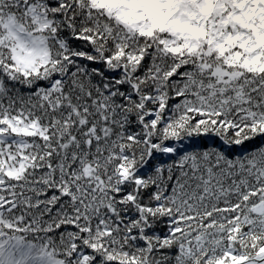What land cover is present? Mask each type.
<instances>
[{"label": "snow or ice", "instance_id": "1", "mask_svg": "<svg viewBox=\"0 0 264 264\" xmlns=\"http://www.w3.org/2000/svg\"><path fill=\"white\" fill-rule=\"evenodd\" d=\"M0 264H264V0H0Z\"/></svg>", "mask_w": 264, "mask_h": 264}]
</instances>
